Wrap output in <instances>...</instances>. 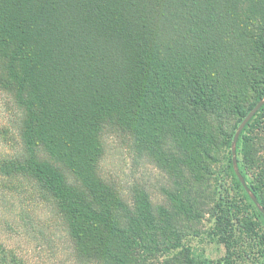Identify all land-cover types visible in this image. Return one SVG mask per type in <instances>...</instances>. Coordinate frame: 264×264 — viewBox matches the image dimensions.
Returning <instances> with one entry per match:
<instances>
[{
  "label": "trees",
  "instance_id": "1",
  "mask_svg": "<svg viewBox=\"0 0 264 264\" xmlns=\"http://www.w3.org/2000/svg\"><path fill=\"white\" fill-rule=\"evenodd\" d=\"M261 6L264 0H0V264H46L59 244L68 264H154L160 254L167 262L172 247L182 264H264V214L230 153L236 126L264 95ZM211 29L231 31L238 37L231 45L249 41L257 57L249 83L263 86L246 106L220 88L212 56H197ZM231 115L238 119L224 136L205 235L225 250L211 259L184 244L187 230L174 226L170 204L184 220L201 215L192 193L210 172L216 133ZM263 119L264 104L236 152L264 207V168L254 172L239 158ZM107 136L186 185L174 180L169 205L157 208L142 189L127 199L98 170ZM27 238L43 248L29 250Z\"/></svg>",
  "mask_w": 264,
  "mask_h": 264
},
{
  "label": "rangeland",
  "instance_id": "2",
  "mask_svg": "<svg viewBox=\"0 0 264 264\" xmlns=\"http://www.w3.org/2000/svg\"><path fill=\"white\" fill-rule=\"evenodd\" d=\"M261 7L260 9L263 10L264 8ZM260 9L258 8L256 13L259 14ZM236 10L239 9H233L232 12H236ZM223 33L221 29H211L208 34H203L202 37L205 35V40L199 42L202 50H198L197 56L204 57L205 53L210 59L212 56L213 59L210 61L215 64V73L220 79V88L225 92L235 94L241 104L246 106L254 100V97L263 86L262 83L256 85L249 83V78L253 74L250 68L257 66V57L251 50L248 44L249 41L241 43V39H239L236 45H231L230 42H236L238 37L231 35V31H227L225 35ZM215 36H221L223 41H217ZM197 45L198 42H196ZM219 46H224V48L221 49ZM237 119V116L231 115L222 129V133H216L214 140L217 146L210 151L214 158L208 161L210 172H201L204 173V178H202L197 187L198 193H192V196H197L200 204L198 205V210L201 215L198 218L196 217V219L184 220V218L179 217L176 213L175 206L170 204L174 226L176 225L177 227L179 224H182L183 230H187L188 235L185 236L184 244L196 248L193 251L203 252L205 256L211 259L220 258L223 256L225 250L222 244L215 241L211 242L205 236L212 221V217L208 211L212 203L215 187L213 175L219 171L222 165V156L225 153L224 136L229 134L234 128ZM105 139V152L98 165L99 173L101 176L107 177V179H112L127 199L130 198V191L132 189H142L148 193L153 206L157 208L160 204L169 205L165 191H173L177 188L174 180L178 182L181 180L186 185V180L180 174H177L175 171H173L174 174H171L155 158L146 155L139 158L136 157L133 150L127 146V142L118 143L112 136H107ZM251 140L246 158L244 159L242 155H239V158L247 164L250 170L260 172L264 168V119L254 129ZM24 242V246L29 248V250H39L44 246L43 244L40 248H36L38 242L33 238L32 240L27 238ZM57 250H65L64 245L59 244L56 247L54 250L56 252L55 256L46 257V264H68L64 263L65 257L58 255ZM178 250V247H172V249L168 250V253H164V255H168L167 262H165V256H162L161 252L158 253L160 255L154 264H182L181 256H178Z\"/></svg>",
  "mask_w": 264,
  "mask_h": 264
},
{
  "label": "water",
  "instance_id": "3",
  "mask_svg": "<svg viewBox=\"0 0 264 264\" xmlns=\"http://www.w3.org/2000/svg\"><path fill=\"white\" fill-rule=\"evenodd\" d=\"M264 104V95H262L256 104L247 112V114L243 117V119L239 122L236 126L231 143H230V153H231V162L233 166V170L237 178L239 179L240 183L242 184L243 188L256 205V207L264 214V207L258 201L256 195L254 194L253 190L248 186L244 176L242 175L241 171L239 170L238 160H237V152H236V143L237 139L240 135L245 124L249 121V119L254 116V114L260 109V107Z\"/></svg>",
  "mask_w": 264,
  "mask_h": 264
}]
</instances>
